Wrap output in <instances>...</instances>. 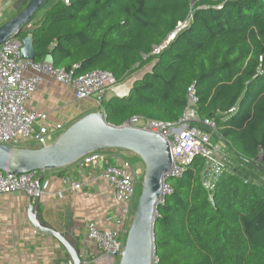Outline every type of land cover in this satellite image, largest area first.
<instances>
[{"label":"trees","instance_id":"obj_1","mask_svg":"<svg viewBox=\"0 0 264 264\" xmlns=\"http://www.w3.org/2000/svg\"><path fill=\"white\" fill-rule=\"evenodd\" d=\"M28 1L1 13L0 26ZM180 22L188 25L154 55ZM28 25L18 37L33 36L36 64L75 77L109 72L118 84L141 76L127 97L103 100L113 126L136 116L176 124L195 86L200 119L216 122L214 137L245 168L226 171L211 197L202 157L166 180L158 264H264V183L246 170L264 166V0H48Z\"/></svg>","mask_w":264,"mask_h":264},{"label":"built area","instance_id":"obj_2","mask_svg":"<svg viewBox=\"0 0 264 264\" xmlns=\"http://www.w3.org/2000/svg\"><path fill=\"white\" fill-rule=\"evenodd\" d=\"M187 25L188 22H180L176 31L171 33L162 45L154 48L153 54L160 55L175 39L177 33ZM30 29L31 25H28L26 30ZM22 47L19 37L10 38L0 47V144L8 147H33L32 149L48 147L65 131L62 125L51 128L46 114L30 110L27 106L33 94L41 88L44 76H49L58 84L73 89L78 100H92L102 113H104L102 102L107 94L113 93L118 98H125L130 93L132 82L141 78L136 76L130 80L132 82L118 84L111 73L103 71H93L75 77L73 71L56 69L50 64L24 61L21 56ZM122 87H126V90L119 94L117 90ZM198 103L199 99L193 85L188 89L187 106L178 123L164 124L136 116L121 126L160 133L168 141L172 156V168L168 177L182 178L195 158L202 157L206 165L202 183L211 197L217 182L227 170L222 158L223 146L214 137L216 122L211 119H200ZM37 120L43 121V125L38 129L35 127ZM102 158L103 151L91 153L82 157L72 168L86 169L99 164ZM74 169L66 173L64 184L79 190L82 184L73 180ZM38 177V172L12 175L0 171V195L21 192L29 198L31 205H35L39 194L36 184ZM101 177L112 187L115 209L105 217L107 227H101L95 222H87L84 225L83 242H92L96 245L102 255L97 261L115 264L124 251L134 218L139 200L138 188H142L143 183L144 165L139 164V161L134 163L124 156H119L113 164L102 170ZM48 189L49 181L44 178L41 182V195L47 193ZM171 193V187L165 183L160 205L164 204L165 197ZM58 195L62 197L63 194L59 192ZM94 262L96 261L92 259L87 263ZM158 263V258L154 256L153 264Z\"/></svg>","mask_w":264,"mask_h":264},{"label":"crops","instance_id":"obj_3","mask_svg":"<svg viewBox=\"0 0 264 264\" xmlns=\"http://www.w3.org/2000/svg\"><path fill=\"white\" fill-rule=\"evenodd\" d=\"M22 2L0 0V14L17 10L20 7L17 4ZM122 89L119 91L124 93ZM27 106L46 114L51 128L62 125L65 130L82 117L100 111L95 102L78 100L73 89L58 84L49 76H44L41 88ZM42 125V120L35 122L37 129ZM118 151L121 150L103 151L100 163L86 169L72 168L75 163L64 168V176L74 169L73 180L82 184L79 190L64 184L65 177H61L60 170L39 173L49 181V189L41 195L38 221L79 247L84 262L97 261L102 256L94 243L83 242V228L87 222L107 227L105 217L115 209V202L112 187L101 177V172L122 157V152ZM29 207L30 200L24 193L0 195V264H68L71 260L65 248L55 238L32 226Z\"/></svg>","mask_w":264,"mask_h":264},{"label":"water","instance_id":"obj_4","mask_svg":"<svg viewBox=\"0 0 264 264\" xmlns=\"http://www.w3.org/2000/svg\"><path fill=\"white\" fill-rule=\"evenodd\" d=\"M47 2L48 0H29L22 10L0 26V47L10 38L18 37L23 27L31 22ZM21 42L22 59L34 62L33 36L23 38ZM107 150L132 153L144 165L139 200L119 264H153L158 206L166 179H172L168 177L172 168L170 145L160 133L113 126L107 122L104 113L97 111L76 121L48 147L31 149L0 144V171L12 175L58 171L73 165L88 154ZM43 179L44 176L37 178L39 194L36 204H30L29 220L37 231L55 238L65 248L72 264H85L76 246L60 232L42 226L37 219Z\"/></svg>","mask_w":264,"mask_h":264},{"label":"rangeland","instance_id":"obj_5","mask_svg":"<svg viewBox=\"0 0 264 264\" xmlns=\"http://www.w3.org/2000/svg\"><path fill=\"white\" fill-rule=\"evenodd\" d=\"M17 5H21L20 3H18ZM17 5L15 6L17 8ZM18 6V7H19ZM15 8V9H16ZM137 76V75H136ZM134 76V77H136ZM134 77L128 79L125 83H128V81L134 79ZM132 82V81H130ZM129 82V83H130ZM122 89V88H121ZM122 91H125L124 88L122 89ZM119 94H122L119 90H118ZM114 96L113 93H109L107 94V98H110ZM223 146L222 149V158L225 164V169L227 171H233V170H240L245 168V166L237 159V157L235 156V154L229 149L228 145L224 142L219 140ZM122 152L121 155L130 159L132 162L137 163L139 161V164H143L142 161L140 159H138L134 154L129 153L127 151H120ZM119 151L117 153H120ZM247 172H248V180H254V182L256 183H264V166H258L257 170H252V169H248L246 168ZM138 192H141V188H138ZM103 260H99L96 261L92 264H105L102 262ZM120 260L117 261L115 264H119ZM87 263V262H86ZM88 264V263H87Z\"/></svg>","mask_w":264,"mask_h":264},{"label":"bare ground","instance_id":"obj_6","mask_svg":"<svg viewBox=\"0 0 264 264\" xmlns=\"http://www.w3.org/2000/svg\"><path fill=\"white\" fill-rule=\"evenodd\" d=\"M122 88H124V87H122ZM125 88H126V87H125ZM119 89H121V88H119ZM119 89H118V90H119ZM118 90H117V92H118ZM124 92H125V91H124ZM118 93H119V92H118ZM122 94H123V93H122Z\"/></svg>","mask_w":264,"mask_h":264}]
</instances>
